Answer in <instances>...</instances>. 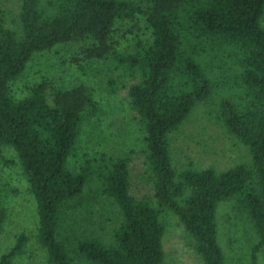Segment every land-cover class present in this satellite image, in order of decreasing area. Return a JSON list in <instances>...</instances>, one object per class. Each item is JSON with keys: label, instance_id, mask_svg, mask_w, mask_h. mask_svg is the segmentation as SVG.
<instances>
[{"label": "trees", "instance_id": "1", "mask_svg": "<svg viewBox=\"0 0 264 264\" xmlns=\"http://www.w3.org/2000/svg\"><path fill=\"white\" fill-rule=\"evenodd\" d=\"M10 25L0 12V154L13 148L37 203V240L48 264H78L61 239L64 208L95 179L114 207L106 235L77 242L88 264H164L163 211L185 225L203 264H226L218 239L220 202L237 199L253 222L259 242L251 264L264 248V0H19ZM145 20L152 36L118 52L113 34L119 20ZM91 40L83 59L108 62L109 85L130 86L132 105L146 133V169L155 195L131 194L130 154L89 159L72 169L80 129L99 104L85 84L72 88L43 80L16 98L12 84L32 56L58 44ZM80 61V59H76ZM218 90L219 120L249 147L251 160L227 170L209 167L179 171L170 134ZM9 211L0 182V234ZM108 222L111 223V217ZM29 238L21 234L0 264H12Z\"/></svg>", "mask_w": 264, "mask_h": 264}, {"label": "rangeland", "instance_id": "2", "mask_svg": "<svg viewBox=\"0 0 264 264\" xmlns=\"http://www.w3.org/2000/svg\"><path fill=\"white\" fill-rule=\"evenodd\" d=\"M19 7V0H0V12L10 25L17 19ZM262 24L264 27V18ZM151 36L144 19L119 20L113 42L118 52H124L139 39L149 41ZM92 43L84 40L58 44L48 51L34 54L23 74L12 84L13 95L18 99L27 96L30 88L43 80L65 88L85 84L98 102L99 111L82 124L77 151L70 158L69 166L79 168L86 158L94 159L103 154H130L131 194L137 199L153 198L154 185L145 165L148 155L146 133L129 93L130 86L138 79L123 78L126 86L120 84L118 90L113 91L109 79L119 78L120 73H112L108 62L83 59L82 49ZM223 96H226L224 91L218 90L210 102L198 105L170 134L173 163L179 171H200L209 167L224 171L251 160L249 147L218 119V105ZM1 149L0 182L9 216L0 234V262L3 255L15 246L18 237L25 233L29 238L28 245L12 264H48L47 250L37 240V203L19 157L10 146ZM114 216V207L101 195L95 179L89 182L80 198L64 208L61 239L78 264L88 263L79 254L77 242L94 235H106L105 238L112 241L109 233L115 223ZM161 216L166 224L164 264H203L179 216L166 210ZM217 218L218 239L226 264H251L253 247L259 237L248 213L237 199H232L220 202ZM258 264H264V248L259 252Z\"/></svg>", "mask_w": 264, "mask_h": 264}]
</instances>
